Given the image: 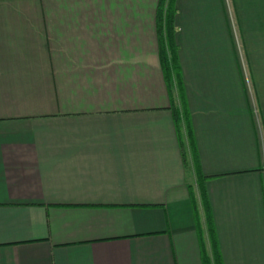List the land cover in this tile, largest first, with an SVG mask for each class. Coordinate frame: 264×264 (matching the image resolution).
I'll return each instance as SVG.
<instances>
[{
  "label": "crops",
  "instance_id": "obj_1",
  "mask_svg": "<svg viewBox=\"0 0 264 264\" xmlns=\"http://www.w3.org/2000/svg\"><path fill=\"white\" fill-rule=\"evenodd\" d=\"M160 1L0 0V264H204L194 170L223 264H264V0H176L190 170Z\"/></svg>",
  "mask_w": 264,
  "mask_h": 264
},
{
  "label": "trees",
  "instance_id": "obj_2",
  "mask_svg": "<svg viewBox=\"0 0 264 264\" xmlns=\"http://www.w3.org/2000/svg\"><path fill=\"white\" fill-rule=\"evenodd\" d=\"M175 3H176V0H161L160 1V5L158 9L159 44H160V55L162 59V66H163L164 76L166 80V85H167V88H168V91L171 97V108H172V112L174 115V123L177 129L178 138H179V141L182 147V157H183V161H184V165L186 166V169L190 170L192 168H190L189 159L187 157V154H185L186 150H184L183 148L184 145H183V139H182L183 124H185L186 127H188L189 121L187 119L185 107H184V112H183V110L179 108L178 105L175 103V100L173 98V93L175 90H178L180 94V100L183 97L182 96L183 85H182V79L180 76V67L178 63L177 47L174 43V33H175L174 19L176 15ZM184 103H185V100H184ZM188 133H189V139H190V144H191L192 136H191L190 128L188 130ZM194 171L196 172L195 174L196 184H197L196 186L200 194L201 203L205 207L206 216H207L208 222H210L209 232H210V238H211L212 251L211 253H207L205 244L203 245L202 252H203V258H204V264H223L219 246H218V243L215 237V229H214V226H211V222H212L211 214H210V210H209L210 208L208 205L207 195H206V190H205L206 179L200 173H198L197 170H194ZM193 187L190 186L189 189L190 191H192L191 198L193 200L194 207H195L197 205V201L195 198Z\"/></svg>",
  "mask_w": 264,
  "mask_h": 264
},
{
  "label": "rangeland",
  "instance_id": "obj_3",
  "mask_svg": "<svg viewBox=\"0 0 264 264\" xmlns=\"http://www.w3.org/2000/svg\"><path fill=\"white\" fill-rule=\"evenodd\" d=\"M195 189H196V192H197V187H195Z\"/></svg>",
  "mask_w": 264,
  "mask_h": 264
}]
</instances>
